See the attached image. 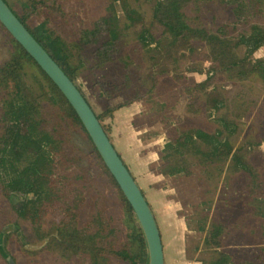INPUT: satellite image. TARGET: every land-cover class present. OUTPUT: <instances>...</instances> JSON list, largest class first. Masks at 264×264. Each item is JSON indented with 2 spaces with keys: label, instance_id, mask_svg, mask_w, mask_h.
Wrapping results in <instances>:
<instances>
[{
  "label": "trees",
  "instance_id": "1",
  "mask_svg": "<svg viewBox=\"0 0 264 264\" xmlns=\"http://www.w3.org/2000/svg\"><path fill=\"white\" fill-rule=\"evenodd\" d=\"M117 1H122L127 22L121 23L111 4L79 34L65 38L56 27L49 26L53 18L63 15V0H4L77 86L101 123L113 118L123 107L137 101L146 104L152 98L155 81L148 76L147 53L156 61L166 51L172 52L177 47L193 50L192 42H202L207 46L202 55L211 63V70L239 81L257 74L264 83V58L257 57L264 47V24H254L244 41L236 35L237 23H226L213 32L192 26L187 9L199 0H153L150 21L162 27V37H156L149 27L143 26L141 33L150 35L149 41L142 43L146 50L130 52L126 37L135 25L143 23V18L126 0ZM239 3L233 8L237 21L247 12L253 18L264 19V0ZM0 32L8 53L0 64V207L8 216L0 234L4 235L5 250L12 241L23 246L45 241V253L63 259L65 252L70 251L71 264H84L78 256L89 255L93 264H114V261L148 264V247L136 214L77 112L1 22ZM152 44L155 46L150 47ZM241 46H245L243 54L239 53ZM90 55L95 58L92 66L86 65V57ZM86 71L97 77L98 97L105 99L99 114L77 83V78ZM196 71L202 73V69ZM186 90L191 99L189 109L194 113L202 109L199 96L202 86L187 85ZM205 105L225 117V113L219 115L225 105L221 95L206 96ZM102 125L112 142L110 126ZM224 132L222 129L211 134L197 125L170 136L161 155L164 164L161 172L168 175L188 165V175L192 171L199 174L203 194L221 180L222 185L239 190L241 198L234 215L238 210L250 216H258L259 212L264 218V169L246 145L234 149V142ZM75 134L88 150L73 142ZM108 201L118 202L119 217L114 218ZM86 208L91 210L90 217L83 219L81 212ZM232 219H213L209 226L201 225L200 230L206 232L203 245L210 257L198 261L264 264V249L258 248L245 257L226 251Z\"/></svg>",
  "mask_w": 264,
  "mask_h": 264
},
{
  "label": "rangeland",
  "instance_id": "2",
  "mask_svg": "<svg viewBox=\"0 0 264 264\" xmlns=\"http://www.w3.org/2000/svg\"><path fill=\"white\" fill-rule=\"evenodd\" d=\"M152 1L126 0L130 8L140 13L145 23L137 24L129 31L126 48L130 52L145 49L142 43L150 39L148 32L141 33L143 26L149 27L156 37H162V27L155 26L150 21ZM246 1L192 2L187 9L189 23L194 27H206L212 32L226 23H237L236 35L245 41L254 24H264V19L253 18L248 12L237 21L233 8L239 5V2ZM62 3L63 15L61 18L59 16L53 18L49 26L56 27L65 38L72 37L90 25L93 19L101 13L104 14L111 4L121 23L127 22L122 1L63 0ZM192 44L193 50L177 47L172 52H164L156 61L150 57L151 53H147L145 64L147 69L150 67L148 76L155 81L154 93L146 104L142 101L134 102L140 103L142 107L130 123L133 129L131 135L135 141L138 139L139 144L136 147L133 145L136 153L132 156V160L126 161L132 172L129 171L134 174L135 180L140 181V187L154 210L164 246L165 263L185 249L187 257L191 260L202 261L209 258L210 252L203 245L206 232L200 229L209 226L213 219L225 221L233 217V224L229 226L230 234L226 236L227 247L225 246L230 254L245 257L258 248L264 249V218L260 213L258 212V216L255 214L250 216L243 215L238 210L234 215L235 205L240 203L238 200L241 198L237 187L222 185L219 180L209 193L203 194L199 185V174L197 171H192V174L188 175L190 172L188 165H182L168 175H163L161 172V168L164 167L161 155L164 146L169 142V137L180 135L181 131H187L197 125L203 126L211 134L216 133V130L224 129L226 138L234 142V149L246 145L254 154L255 161L264 169V83L257 74L251 75L247 80L239 81L224 73L211 70V63L202 55V52L207 50L205 43L192 42ZM154 46L155 44L150 45V47ZM244 51L245 46H241L239 53L243 54ZM7 57L8 53L0 32V64ZM74 59L77 61V56ZM86 60L88 66L95 64L92 55L86 57ZM199 69H202V73L196 71ZM97 80L90 71H86L77 78V83L88 97L93 109L99 114L103 111L105 99L98 97L100 85ZM197 84L203 89L199 92L202 109L200 107L194 113L188 107L191 99L186 86ZM213 94L221 95L224 100L225 105L219 112V115L225 113L224 118L218 116L215 110L206 108L205 97ZM195 107L197 108V104ZM112 122L114 123V118H107L102 122L110 126L111 133ZM123 126L125 127L119 129L120 134L127 132L126 125ZM73 142L82 150H88L86 143L78 134H75ZM190 164L192 165V162ZM103 180L106 181V178ZM107 206L113 212L114 218L121 215L118 202L108 201ZM90 212V208L84 209L81 217L88 219ZM239 215L242 217L240 218ZM7 219L8 216L0 207V229L3 230L2 224ZM3 237L4 235L0 234V264L6 262L9 264L8 258L12 256L17 262L13 259V264H47L48 261L52 262L50 264H71L73 255L70 251L65 252L63 259L53 253H45V241L37 245L25 246L12 241L5 250ZM78 257L82 258L84 264H93L90 255ZM114 264L128 263L114 261Z\"/></svg>",
  "mask_w": 264,
  "mask_h": 264
},
{
  "label": "water",
  "instance_id": "3",
  "mask_svg": "<svg viewBox=\"0 0 264 264\" xmlns=\"http://www.w3.org/2000/svg\"><path fill=\"white\" fill-rule=\"evenodd\" d=\"M0 22L53 80L77 112L107 168L115 177L136 214L148 247V264H165L164 246L154 212L91 106L77 86L21 23L4 0H0ZM8 260L12 264V259L8 258Z\"/></svg>",
  "mask_w": 264,
  "mask_h": 264
},
{
  "label": "crops",
  "instance_id": "4",
  "mask_svg": "<svg viewBox=\"0 0 264 264\" xmlns=\"http://www.w3.org/2000/svg\"><path fill=\"white\" fill-rule=\"evenodd\" d=\"M257 57L264 58V47L259 50ZM141 107L142 106L140 103H134V104L128 105V106L123 107V108L119 109L118 111H116L114 114V117H113L114 118V123L112 122L113 131H112L110 136H111L113 145L115 146L117 152H119L120 155L122 156V159L126 163V165H127V161L132 160V156H134V153H136V152H134L135 149L133 148V145H134V147H136L139 144L138 139L135 141L133 136L131 135L133 129L130 127V123L136 117L137 113L141 110ZM123 124L126 125L127 132L120 134L119 129L120 128L122 129L125 127V126H123ZM119 136H120V138L118 139ZM130 146H131V148H130ZM127 167L132 172V170L129 168L128 165H127ZM133 176H134V174H133ZM136 182H137V184H139V187H140V181L136 180ZM141 190L144 192V190L142 188H141ZM145 197H146V195H145ZM147 201H148V199H147ZM148 203H149V201H148ZM153 212H154V210H153ZM154 215H155V213H154ZM187 256H188V254H187L186 249H185L182 253L180 252L178 254V256H174L173 259H171L169 262H166L165 264H201V262H199L198 260H196V259L191 260Z\"/></svg>",
  "mask_w": 264,
  "mask_h": 264
},
{
  "label": "flooded vegetation",
  "instance_id": "5",
  "mask_svg": "<svg viewBox=\"0 0 264 264\" xmlns=\"http://www.w3.org/2000/svg\"><path fill=\"white\" fill-rule=\"evenodd\" d=\"M9 261V260H8ZM10 264V263H9ZM12 264H13V262H12Z\"/></svg>",
  "mask_w": 264,
  "mask_h": 264
}]
</instances>
